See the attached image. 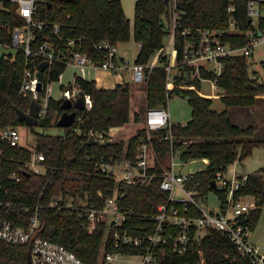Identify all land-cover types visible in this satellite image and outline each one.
Returning a JSON list of instances; mask_svg holds the SVG:
<instances>
[{"label": "trees", "instance_id": "16d2710c", "mask_svg": "<svg viewBox=\"0 0 264 264\" xmlns=\"http://www.w3.org/2000/svg\"><path fill=\"white\" fill-rule=\"evenodd\" d=\"M248 0H175L176 27L175 37L178 46L177 70L173 80L166 83L165 65L168 60L160 55L158 65L149 72L146 68L145 109L159 105L166 106L167 93L187 98L191 108L190 119L185 123H168L160 130L151 133L146 139V129L141 127L126 141H109L108 131L112 127L122 126L130 121V83L125 80L113 87H98L95 80L80 75L73 76V82L60 88L79 89V95L91 98V108L74 109L76 120L61 134L37 132L34 125L19 117L18 111L28 112L34 101L39 108L43 102L44 90L34 100L31 94L23 95L20 84L25 69V56L22 51L10 52L0 56V127L28 126L35 134V151L44 156L39 165L43 172H35L29 163L32 151L24 146L10 145L0 141V202L5 217L26 224L38 205L41 224L40 235L61 243L90 264H97L105 235V226L99 224L90 233L83 227V218L70 209L50 208L47 206L52 196L88 198L99 205L102 199L97 191H105L113 186L112 176L101 173L96 162L102 158L134 159L141 141L151 143L155 160L154 169L160 171V164L178 154L181 161L206 159V167L193 173L190 184L198 183L203 194L213 192L219 200H226V190L212 185L217 174L226 173L227 166L243 161L251 155L252 149L264 145V139L256 137L257 125L239 126L232 122L227 111H216L211 107V99L201 94V82L210 80L222 90L220 100L226 106L250 107L264 99V83L259 81L255 70H250L251 59L245 54L229 55L221 60L219 72L201 70L202 79L183 78L185 66L180 64L181 49L185 37V28L203 30L205 28L229 29L233 20V31L226 30L224 39L230 46L245 45L258 25L264 30V0H258L261 14L256 22L248 15ZM9 10H0V44L10 45L11 29L22 25L24 19L15 12V4L8 3ZM49 4V6H48ZM38 11L47 20V37L57 47L67 50L68 40H72L74 49L85 52L93 58L101 59L103 54L95 45L108 42L118 45L132 38L139 44L135 63L148 64L161 49L171 27V11L165 0H136L134 2L133 25L126 17L120 0H37ZM231 7L232 10H228ZM59 25L58 34L50 29ZM264 69V59L260 61ZM66 66L53 63L49 74L50 81L59 80ZM46 74H44V78ZM62 99L49 97L44 117L45 126H49L56 116L62 113ZM138 113L133 120L140 121ZM58 119H56L57 121ZM93 133L96 139L89 142ZM102 134V140L97 136ZM95 137V136H94ZM246 182L234 193V197L252 196L255 208L247 219L253 230L264 207V166L247 173ZM159 179L150 184H127L121 203L133 210L132 216L124 222L122 230L134 235L151 232L159 203L166 196L159 191ZM113 241L112 234L107 235L108 249ZM27 245H15L0 241V264H28ZM139 253L140 248L131 249ZM160 264H250L241 257L234 246L215 230H210L203 238L191 244L188 249L177 254L171 245L158 248Z\"/></svg>", "mask_w": 264, "mask_h": 264}, {"label": "built area", "instance_id": "2783aa9c", "mask_svg": "<svg viewBox=\"0 0 264 264\" xmlns=\"http://www.w3.org/2000/svg\"><path fill=\"white\" fill-rule=\"evenodd\" d=\"M257 1L248 0L247 2L248 15L254 22L261 14ZM8 3L15 4V12L24 21L22 25H16L10 30L12 34L10 45L2 46L13 48L14 51L10 52L12 54L18 51L24 53L26 66L19 91L23 95L31 94L32 99L36 100L39 98L40 90H44L43 102L38 108V117L44 116L48 99L51 97L47 84L52 82L49 74L53 63H61L74 69L106 70L122 78L125 76L124 73L131 71L130 79L133 84L141 85L147 77L146 68L149 72L157 66L159 56L162 55L168 60V64L164 66L167 71L166 83L170 84L173 80V73L177 70L178 56L175 37L177 14L175 0L167 1L171 11V27L163 46L148 64L134 62L131 66L126 65L125 60L117 54V45L106 41L95 45L96 50L103 54L101 59L93 58L85 52L70 47L72 40H68L67 50H62L47 37L43 38L42 32L47 31L49 25L38 11L37 0H0V10H9ZM228 10L232 8L228 7ZM0 25H2L1 21ZM59 28V25L55 24L50 30L58 34ZM233 29L232 19L229 29L205 28L194 32L188 28L183 29L181 33L185 39L180 58V64L186 67L183 78L202 79V69L215 71L213 64L221 63V60L229 55L245 54L252 57L254 48L264 45V30H260L256 25L253 31L247 32L250 39L245 45L230 46L224 39V35L226 30L233 31ZM41 62H47V66L42 71L41 87L38 89L39 80L36 73ZM44 74H46L45 78ZM70 82L62 85L67 86ZM79 96V89L74 85L71 88L61 89L62 99L67 98L74 102ZM172 96L176 95L171 92L167 93V99ZM81 97L84 102L83 109L89 110L92 104L91 98L88 95ZM167 103L166 106L159 105L145 109L142 121L146 129L147 140H150L153 131L168 125ZM94 136L96 139V135ZM97 137L102 140V134ZM19 138L18 126L0 127V141L14 146H23L19 143ZM33 154H35V162L39 165L44 158L43 154L32 152V158ZM176 155L174 152L171 153L168 164H160V171H157L154 169L155 160L151 143L142 140L134 159H113L111 157L102 158L96 162L99 172L112 176L115 180L113 186L107 187L105 191H97V196L102 199L101 205L95 201L90 202L88 198L58 195L52 196L47 206L57 209L62 207L76 212L83 218V227L90 233L99 224L105 226L104 241L97 264H160L158 259L160 245L169 244L173 252L182 254L191 244L200 241L210 230H215L224 236L238 254L250 264H264V247L253 241V230L247 224L250 212L255 208L254 198L251 196L252 202H249L247 196L234 197L235 191L246 182L247 175L217 174L212 180L214 186L226 190L227 194L224 202L217 197L219 206L214 209L208 205L209 193L203 194L198 183H189L193 179L194 172L182 173L174 169ZM34 171L41 172L39 169ZM154 178L159 179L157 187L166 196V200L157 206L156 222L151 232L140 236L122 230L124 222L133 214L130 207L121 203L125 196V185H147ZM2 205L0 202V241L27 245L30 264H90L65 245L40 235L38 205H35L34 212L26 224L5 217ZM109 233L113 236V241L110 243L111 249L107 248ZM134 248H140L141 252H131ZM202 263L203 259H201Z\"/></svg>", "mask_w": 264, "mask_h": 264}, {"label": "rangeland", "instance_id": "374dc122", "mask_svg": "<svg viewBox=\"0 0 264 264\" xmlns=\"http://www.w3.org/2000/svg\"><path fill=\"white\" fill-rule=\"evenodd\" d=\"M124 13L126 17L130 21V26L132 28L133 25V14H134V2L136 0H120ZM13 48L11 47H4L0 45V56L4 53L8 52H13ZM138 44L134 41L132 36L130 39L126 42H120L117 45V54L122 57L125 60L126 65H132L135 61V58L138 53ZM153 59V58H152ZM252 63L250 70H255L256 74L259 78V81L264 83V69L260 65V61L264 59V45H258L254 48V53L252 58H250ZM214 68L216 72H219L221 69V63H214ZM73 70L71 67L67 66L65 70L62 72V74L59 77V80L49 82L47 84L50 88V95L54 99H62L61 98V88L60 84H66L70 81L73 80ZM77 75H80V70H77ZM124 78L118 77L117 75H114L106 70H86L85 76L87 79H96L99 81L102 85H110L112 83H118L119 80L122 81H129L130 82V102L132 100L131 94L136 95L137 93L144 94V85L141 84L140 86H137L133 84L132 80L130 79L131 76V71H128L124 73ZM113 84V85H114ZM139 87L141 91L139 90ZM222 90L215 86L210 80L204 79L201 82V94L204 97H207L211 99V107L215 109L216 111H222L225 110L228 113L230 111H233L234 108H237V106H226L222 103L220 100V94ZM144 99H140L138 95L134 98L135 103L132 104V107L130 108V121L122 126H119L117 128H111L108 131V140L109 141H119V140H124L126 141L132 134L135 133V131L141 127H144L143 124V119H141L138 122H135L133 120V113L135 111L138 112L140 117H143L144 111H145V106H144ZM257 106V107H256ZM244 110H247L248 112L251 110H255L256 112L253 111V124L257 125V133L256 137L263 138L264 139V99L259 101L257 105L254 107H243ZM167 111L169 113V122L170 123H185L187 120L190 119L191 115V108L190 105L187 101V98L182 97V96H172L168 99L167 103ZM59 118V117H58ZM56 116L53 118L51 124L49 126H40V125H34V129L37 132H42V133H47V134H61L63 133V128L58 127L56 125ZM18 131H19V143L26 147L27 149L31 150L32 152H35V145H36V140H35V134L31 131V129L26 126H18ZM94 136V134H93ZM90 137V136H89ZM95 140V139H94ZM178 155V154H177ZM174 158V169L176 171H180L182 173H192L197 170H201L206 167L207 163L203 159H193L189 160L187 162L181 161L178 156ZM35 154H33V158L31 162L29 163V166L35 170L39 169L41 172H43V167L39 166L35 162ZM170 160V157L164 162V165H167ZM264 161V147H259L257 151H255L254 155L248 159V162H254L252 164H247V167L251 168L254 167L255 165L262 164ZM241 170L240 165H236V163H231L227 166L226 169V175L227 176H232L234 173L237 171ZM249 202H252V199L249 197L248 199ZM208 205L209 207H213L214 209L218 208L219 202L217 199V196L215 193L210 192L208 194ZM252 239L255 243H258L264 247V207L261 211L260 216L257 219L256 225L253 229L252 232Z\"/></svg>", "mask_w": 264, "mask_h": 264}, {"label": "water", "instance_id": "95a60500", "mask_svg": "<svg viewBox=\"0 0 264 264\" xmlns=\"http://www.w3.org/2000/svg\"><path fill=\"white\" fill-rule=\"evenodd\" d=\"M167 1L168 0H165L166 3H167ZM48 6H49V4H48ZM46 66H47V62H41L38 65V71L36 73V76L39 80V83L37 85L38 89H40V87H41L42 71ZM83 106H84V102H83V98L81 96H79L77 98V100L74 102H72L71 100H69L67 98H63L61 103H60V107L63 111L60 114L58 120L56 121V125L58 127H61V128L69 127L74 122L75 117H76V111L70 110V109L71 108L83 109ZM18 113H19V117L21 119H25L28 124H37L40 126H45V124H46V119L44 116L38 117V107L34 101L31 103L28 112H22L19 110ZM93 141H94V136H93V134H91L89 137V142H93ZM212 185L214 186L213 181H212ZM262 198L264 201V190L262 192ZM27 261H28V264H30L29 252H27Z\"/></svg>", "mask_w": 264, "mask_h": 264}, {"label": "crops", "instance_id": "0c3cea01", "mask_svg": "<svg viewBox=\"0 0 264 264\" xmlns=\"http://www.w3.org/2000/svg\"><path fill=\"white\" fill-rule=\"evenodd\" d=\"M71 68H72V67H71ZM72 70H73L72 74H75V73H77V70H80V76H82L83 78H86V79H87V77L85 76V72H86V70H90V69H87V68H85V69H74V68H72ZM118 77H120V76H118ZM93 80H95L96 85H97L98 87L110 88V87H113L115 84H117V83H115V84L112 83V84H110V85H102V84H101L99 81H97L96 79H93ZM121 82H122V80H119L118 83H121ZM113 84H114V85H113ZM137 86H140V85H137ZM139 90L141 91L140 87H139ZM143 92H144V91H143ZM137 95H138V97H139L140 99L142 98V100L145 98V92H144V94H142V92H141V93H137L136 95H134V94L132 95V94H131V97H132V100H131V102H130V103H131V107H132V104L135 103V102H133V101H134V98H135ZM144 100H145V99H144ZM256 105H257V104H256ZM144 106H145V101H144ZM254 106H255V105H254ZM254 106H251V107H254ZM256 107H257V106H256ZM253 111L256 112L254 109L248 112L247 110H244L243 108L237 106V108H234L233 111H230L229 113H228V112H227V113H228L230 119L232 120V122H234L235 124H237V125H239V126H247V125H249V124H252V122H253V116H254ZM144 112H145V111H144ZM135 113H138V112L135 111V112L133 113V117H134ZM143 115H144V114H143ZM130 117H131V116H130ZM118 127H119V126H118ZM112 128H117V127H112ZM110 129H111V128H110ZM259 147H264V145L254 147V148L252 149V153H251V155L248 156L247 158H245L243 161H240V162H233V163H236L237 167H238V165H240V167H241V170H239L238 172L236 171V172L234 173V175H240V174L251 173V172L256 171L258 168L264 166V161H263L262 164L255 165L254 167H251V168L247 167V164H248V163H249V164L254 163V162H248V159H250V158L254 155L255 151H257V149H258ZM203 160H204V161H207L206 159H203ZM233 163H232V164H233ZM232 175H233V174H232ZM247 197H251V196H247Z\"/></svg>", "mask_w": 264, "mask_h": 264}]
</instances>
